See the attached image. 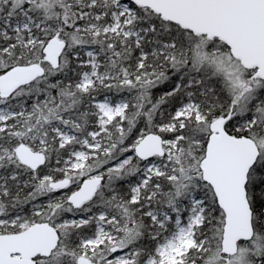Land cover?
Masks as SVG:
<instances>
[{
	"label": "snow or ice",
	"instance_id": "1",
	"mask_svg": "<svg viewBox=\"0 0 264 264\" xmlns=\"http://www.w3.org/2000/svg\"><path fill=\"white\" fill-rule=\"evenodd\" d=\"M0 264H264V0H0Z\"/></svg>",
	"mask_w": 264,
	"mask_h": 264
}]
</instances>
